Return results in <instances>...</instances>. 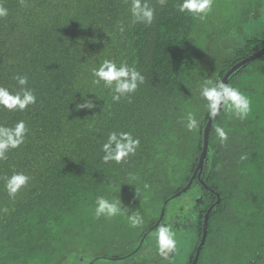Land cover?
Segmentation results:
<instances>
[{"label":"trees","instance_id":"16d2710c","mask_svg":"<svg viewBox=\"0 0 264 264\" xmlns=\"http://www.w3.org/2000/svg\"><path fill=\"white\" fill-rule=\"evenodd\" d=\"M0 2L8 9L0 18V85L17 91L14 77L27 75L37 96L23 112L0 109V124L23 120L29 128L25 142L0 160V264H87L89 257L95 263L107 244L119 246L121 235L115 218H94L96 197L139 192L143 203L158 208L155 221L163 209L167 217L175 199L194 194L192 183L175 196L190 182L204 146L209 119L198 86L222 81L264 47V0H213L204 20L178 12L179 0H148L156 9L151 25L131 23L127 0ZM103 59L134 65L144 84L114 102L90 82L89 69ZM227 83L250 98L252 111L240 120L221 110L213 121L202 177L221 201L210 213L197 264H264V55ZM85 98L95 107L77 108ZM189 112L200 121L194 132L185 127ZM217 125L228 132L223 143ZM112 131L140 140L136 153L119 164L102 160L101 145ZM14 172L30 180L13 199L4 181ZM196 191L203 202L193 211L195 226L185 227L198 236L189 264L206 212L218 200L202 182ZM149 226L141 228L127 264L154 262V241L140 256L152 238L154 230L144 235Z\"/></svg>","mask_w":264,"mask_h":264},{"label":"clouds","instance_id":"9594fccd","mask_svg":"<svg viewBox=\"0 0 264 264\" xmlns=\"http://www.w3.org/2000/svg\"><path fill=\"white\" fill-rule=\"evenodd\" d=\"M23 2L24 0H21V3ZM127 2L132 24L151 25L154 22L156 9L150 5L148 0H127ZM176 9L193 19L204 20L213 10V0H179ZM7 15L8 9L0 2V18ZM89 71L91 85L108 90L114 102L130 97L145 82L144 75L134 65H129L126 61L103 59L98 66L91 67ZM14 79L19 85L17 91L0 85V109L23 112L37 102V96L34 90L28 87L29 78L27 75L17 74ZM198 91L200 99L204 101L209 120H215L221 110L240 120L246 119L252 111L250 98L240 88L223 81L204 80L198 86ZM84 107L93 108L95 105L91 99L85 98L82 103L77 105V108ZM185 127L189 132H194L200 127V121L193 113L189 112L186 114ZM28 132L29 128L23 120L16 122L14 126L0 124V160H6L10 150L19 148L25 142ZM215 135L221 143L228 139V132L219 125L215 127ZM139 145V138L133 137L130 132L112 131L108 134L106 142L101 145V151L104 153L102 160L105 164L110 162L119 164L130 155H134ZM29 180V175L24 172H14L6 177L4 188L8 196L14 199L29 183ZM124 214L125 210L121 207L119 200L109 199L105 196L96 197L94 218L112 219ZM127 221L131 228H139L144 224V218L138 212L128 215ZM152 230H154L152 237L156 252L166 263L170 254L178 251L176 232L169 222L158 224ZM149 233L151 232L148 231L147 234ZM131 254L116 257L118 260L115 258V261L125 260Z\"/></svg>","mask_w":264,"mask_h":264},{"label":"rangeland","instance_id":"374dc122","mask_svg":"<svg viewBox=\"0 0 264 264\" xmlns=\"http://www.w3.org/2000/svg\"><path fill=\"white\" fill-rule=\"evenodd\" d=\"M196 190H198V187H196ZM196 190H194V194H196ZM124 193V192H123ZM189 194V193H188ZM188 194H185L183 197L181 198H177L173 201V203L170 204V206L167 209V217L165 218V222H169L173 225V228L176 232V239H177V248L178 251H176L177 255L174 257V259H172V262H166L164 264H189L190 262V258L188 259L187 255L189 254L191 257L192 254V250L195 249L196 244L193 243L194 239L196 238V240L198 239V236L195 237V234L193 232H191V229H186L184 224H183V220L188 217L191 216V213H193V207H192V203L190 201H187V198L190 200V197L188 196ZM193 194V192H192ZM198 194V193H197ZM140 197V193L136 192V194L134 195H122L120 197L117 196V198L115 200H119L121 207L125 210V214L123 216H118L119 218L115 217V219L117 220L115 224L114 223V228L115 229H119L121 228V235L118 237L119 238V246L116 247L114 244L109 243L107 245H109L107 250L102 249L101 252L105 253L107 255H100V259H98L97 261H95V263L93 262L94 260H91V258L89 257V259L87 260V264H127L128 262H130L132 259L128 258V260H120V261H115L116 257H121L124 256L125 254L130 253L133 249H135L138 246V240L140 239V234L142 232L143 228H146L147 226H149L152 222V224L149 226L147 231H150L156 227L159 224L158 220L152 219L155 218L157 216L158 208L155 206H151V204L148 203H143L141 200L142 198ZM146 196H143V198H145ZM124 199H126L127 202L124 203ZM154 203L158 204L159 200L158 199H154ZM189 205L191 207H189ZM189 207V208H187ZM198 209V205L196 206ZM184 210V212H183ZM187 210V211H185ZM196 211V210H195ZM134 212H138L140 215L143 216L144 218V224L146 226H141L139 228H131L129 226V223L127 221V216L131 215ZM191 218V217H190ZM152 219V220H151ZM194 218H191V220ZM196 219V217H195ZM194 219V220H195ZM198 220V217H197ZM125 225V226H124ZM178 225L179 228H182L181 230L176 229L175 226ZM195 226V221L193 223V225L191 226V228H193ZM142 228V229H141ZM146 234V232L144 233V235ZM127 235V236H126ZM131 235V236H129ZM151 241H154L153 237L150 238V240H148V244L146 245V247L142 250L141 252V257L149 252L148 249L151 248L152 244L149 243ZM156 255L158 256L157 252ZM137 257V256H136ZM134 257L135 261L138 262L139 258ZM177 259V260H176ZM116 260H118L116 258ZM154 261V260H153ZM152 264H154V262H152Z\"/></svg>","mask_w":264,"mask_h":264},{"label":"water","instance_id":"95a60500","mask_svg":"<svg viewBox=\"0 0 264 264\" xmlns=\"http://www.w3.org/2000/svg\"><path fill=\"white\" fill-rule=\"evenodd\" d=\"M264 55V47L261 48L260 50L256 51L255 53H253L252 55L244 58L243 60H241L240 62H238L237 64H235L227 73L226 75L224 76L223 78V82L227 83L228 80H229V77L236 71L238 70L240 67L248 64L249 62L251 61H254L256 59H258L259 57L263 56ZM213 121L214 120H208L207 122V125H206V128H205V131H204V148H203V151H202V154L200 156V160H199V163H198V166L196 167L195 169V172H194V175L192 176L190 182L188 183L187 186H185L182 190L178 191V193L175 195V196H180L183 192L187 191L188 188L192 185L195 177L197 176L199 170L202 171L203 167H204V164H205V160H206V157H207V154H208V149H209V135H210V131H211V127H212V124H213ZM200 171V173H201ZM200 176V175H199ZM209 188V187H208ZM217 193V196H218V200L215 204H213L209 210L207 211L206 215H205V222H204V235H203V238L200 242V245L198 247V250H197V254H196V257L194 259V262L193 264H197L199 258H200V254L203 250V247H204V244H205V241H206V237H207V233H208V220H209V216H210V213L212 212L213 208H214V205H216L217 203H220L221 201V195ZM174 196V197H175ZM164 211L165 209H163L162 211V215L159 219V223L162 221V218L164 217ZM158 226V225H157Z\"/></svg>","mask_w":264,"mask_h":264},{"label":"flooded vegetation","instance_id":"af4514ba","mask_svg":"<svg viewBox=\"0 0 264 264\" xmlns=\"http://www.w3.org/2000/svg\"><path fill=\"white\" fill-rule=\"evenodd\" d=\"M210 146V145H209ZM203 148H204V146H203ZM202 151H203V149H202ZM208 152H209V149H208ZM201 154H202V152H201ZM201 154H200V156H201ZM209 154V153H208ZM199 159H200V157H199ZM198 163H199V160H198V162H197V164H196V166H195V168H194V171H193V174H192V176L194 175V172H195V169H196V167L198 166ZM200 171L201 170H199V172H198V174H197V176L195 177V179H194V181H193V185L192 186H195L196 185V187H199V182L201 183L202 182V184H204V186L206 187V188H208L209 190H211V191H215V192H217L216 191V189H213L211 186H209L208 184H206L205 183V181H204V179H203V177H202V175L205 173L206 174V172H205V166L203 167V169H202V171H201V173H200ZM200 175V176H199ZM192 176L189 178V180H191V178H192ZM196 182V183H195ZM188 185V183L186 184V186ZM185 187V186H184ZM183 187V188H184ZM182 188V189H183ZM185 194V193H184ZM187 198V201H190L189 199H188V197H186ZM191 200H193V204H192V207H193V210L195 209V210H197L196 208V206H197V204L198 203H202L203 202V197H202V195L200 194V193H198L197 195H195V194H192V197H191ZM207 213V212H206ZM197 215H196V213L195 212H193L192 214H191V216H188V217H186V219H188V221L189 222H185L184 220H183V224H184V226L187 228V226L190 224V222H193L194 221V219H195V217H196ZM194 218V219H192L191 220V218ZM159 219H160V217L158 218V221H159ZM165 222V219H164V217H163V219H162V221L159 223V224H161V223H164ZM191 225V224H190ZM183 227V226H182ZM147 232L148 231H146V234H147ZM151 234V233H150ZM195 244V243H194ZM141 248V247H140ZM154 263L155 264H164L165 263V260H163V259H161V257H159V256H157L156 254L154 255Z\"/></svg>","mask_w":264,"mask_h":264},{"label":"bare ground","instance_id":"6f19581e","mask_svg":"<svg viewBox=\"0 0 264 264\" xmlns=\"http://www.w3.org/2000/svg\"><path fill=\"white\" fill-rule=\"evenodd\" d=\"M239 76V75H238ZM196 183V182H195Z\"/></svg>","mask_w":264,"mask_h":264}]
</instances>
